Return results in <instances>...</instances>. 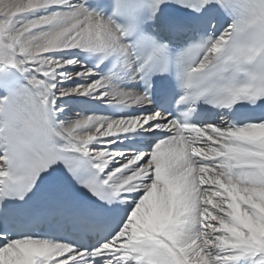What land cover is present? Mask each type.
I'll list each match as a JSON object with an SVG mask.
<instances>
[{
    "label": "snow or ice",
    "instance_id": "snow-or-ice-1",
    "mask_svg": "<svg viewBox=\"0 0 264 264\" xmlns=\"http://www.w3.org/2000/svg\"><path fill=\"white\" fill-rule=\"evenodd\" d=\"M129 5L154 31L163 19L198 42L173 54L143 25L117 22ZM171 5L192 16L169 15ZM107 7L0 0V264H264V0ZM73 52L91 66L63 55ZM168 76L178 96L156 79ZM69 96L145 111L62 118ZM200 104L218 120L194 119ZM138 131L157 138L143 151L113 147ZM33 219L77 238L25 231Z\"/></svg>",
    "mask_w": 264,
    "mask_h": 264
},
{
    "label": "bare ground",
    "instance_id": "bare-ground-1",
    "mask_svg": "<svg viewBox=\"0 0 264 264\" xmlns=\"http://www.w3.org/2000/svg\"><path fill=\"white\" fill-rule=\"evenodd\" d=\"M71 58L79 59L82 62V55H80V54H79V56L78 55H76V56L74 55L73 56V54H72V56H70L69 59H71ZM74 70L75 69H69L68 71L71 72V71H74ZM76 82L77 81H75V80H69V81H67L66 86L69 87V88L74 87L75 84H76ZM117 87H119V86L117 85ZM126 90H128V89H126ZM134 90L138 91L137 89H134ZM73 99H89V100H94V101H99V102H105V101H102V100H96V99H92L90 97H84V96H69V97H66L61 102L62 105H63V107L65 108V113L62 114V118L67 117L69 119H75L76 116H77V114H80L82 116H91V115H88V114H85V113H82V112H78L76 109H74L73 107H71V103L69 101L70 100H73ZM139 132H142V131H139ZM143 133H146V132H143ZM114 146H116V145H114Z\"/></svg>",
    "mask_w": 264,
    "mask_h": 264
},
{
    "label": "rangeland",
    "instance_id": "rangeland-1",
    "mask_svg": "<svg viewBox=\"0 0 264 264\" xmlns=\"http://www.w3.org/2000/svg\"><path fill=\"white\" fill-rule=\"evenodd\" d=\"M72 54H73V56L75 55H78V53H75V52H73V53H68V55L67 54H64L65 56V58H70V56H72ZM126 90V89H125Z\"/></svg>",
    "mask_w": 264,
    "mask_h": 264
}]
</instances>
